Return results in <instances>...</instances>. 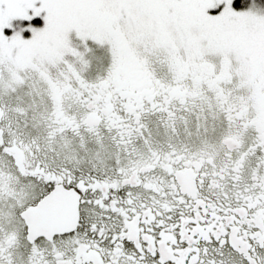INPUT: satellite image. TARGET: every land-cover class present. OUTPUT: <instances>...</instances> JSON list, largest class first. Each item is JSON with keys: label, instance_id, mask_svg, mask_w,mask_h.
<instances>
[{"label": "flooded vegetation", "instance_id": "obj_1", "mask_svg": "<svg viewBox=\"0 0 264 264\" xmlns=\"http://www.w3.org/2000/svg\"><path fill=\"white\" fill-rule=\"evenodd\" d=\"M112 21L114 56H42L30 95L0 94V264H264V85ZM58 190L76 225L31 236L24 214Z\"/></svg>", "mask_w": 264, "mask_h": 264}, {"label": "rangeland", "instance_id": "obj_2", "mask_svg": "<svg viewBox=\"0 0 264 264\" xmlns=\"http://www.w3.org/2000/svg\"><path fill=\"white\" fill-rule=\"evenodd\" d=\"M235 1L0 0V94L11 103L30 95L32 77L23 76V63L33 70L36 58L59 63L70 56L68 63L90 71L103 61L106 47L114 56L117 44L105 39L103 27L119 19L127 21L133 42L147 50L164 45L161 51L172 53L176 64L180 46L200 47L206 57L222 61L227 73L240 64L243 80L264 85V0H238V7Z\"/></svg>", "mask_w": 264, "mask_h": 264}, {"label": "water", "instance_id": "obj_3", "mask_svg": "<svg viewBox=\"0 0 264 264\" xmlns=\"http://www.w3.org/2000/svg\"><path fill=\"white\" fill-rule=\"evenodd\" d=\"M58 199H65L68 207L65 205L64 209L61 207L52 209L50 203L54 202V206H57ZM78 201V196L74 198L73 194L62 190L52 192L38 207L24 214L29 224L30 235L53 236L74 228L79 217Z\"/></svg>", "mask_w": 264, "mask_h": 264}, {"label": "trees", "instance_id": "obj_4", "mask_svg": "<svg viewBox=\"0 0 264 264\" xmlns=\"http://www.w3.org/2000/svg\"><path fill=\"white\" fill-rule=\"evenodd\" d=\"M235 5H236L235 7H238V6H239L238 0H236V1H235ZM36 21H39V22H40V20H38V19H37V20H35V22H36ZM23 66H25V67H23V68H24V70H26V71H25V73H23V76H24V74H26V75H27V74H28V72H27V69H26L27 67H26L25 63H23ZM24 80H25V79H24ZM25 82H26V80H25ZM21 93H22V92H21ZM22 94H23V93H22ZM5 115H6V114H5ZM7 115H10V114H7ZM7 115H6L5 117H7ZM0 116H1V119H3V118H4L3 114H0ZM6 135H8V136H9V134H6ZM9 137H10V136H9Z\"/></svg>", "mask_w": 264, "mask_h": 264}, {"label": "bare ground", "instance_id": "obj_5", "mask_svg": "<svg viewBox=\"0 0 264 264\" xmlns=\"http://www.w3.org/2000/svg\"><path fill=\"white\" fill-rule=\"evenodd\" d=\"M64 54V53H63Z\"/></svg>", "mask_w": 264, "mask_h": 264}]
</instances>
